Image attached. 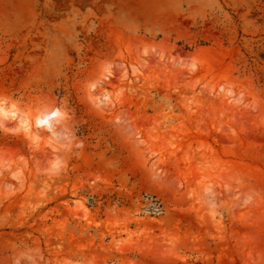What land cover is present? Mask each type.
<instances>
[{"label": "clouds", "instance_id": "1", "mask_svg": "<svg viewBox=\"0 0 264 264\" xmlns=\"http://www.w3.org/2000/svg\"><path fill=\"white\" fill-rule=\"evenodd\" d=\"M234 2L91 0L103 40L75 60L71 15L0 24V64L33 30L45 41L0 83V138L24 149L0 145V264H264V82L232 38L202 34L230 32ZM69 190L67 215L37 227ZM97 194L118 198L101 212Z\"/></svg>", "mask_w": 264, "mask_h": 264}, {"label": "rangeland", "instance_id": "2", "mask_svg": "<svg viewBox=\"0 0 264 264\" xmlns=\"http://www.w3.org/2000/svg\"><path fill=\"white\" fill-rule=\"evenodd\" d=\"M89 7H95L91 4V0H50L47 8L44 7V0H40L39 4H36L35 0H0V24H3L5 27L16 26L20 21H27L32 13L39 12L38 22L39 20H43L44 24L50 27L63 20L65 16L71 15L74 31L65 39L64 44L68 53L75 60L77 58L78 45L83 44L99 48L103 40V35L97 29L96 23L88 17L86 9ZM229 13L232 17L231 24L229 25L230 32L221 34L220 31L214 29L209 24L205 26L202 34L207 35L210 39L219 38L224 41L225 45L228 44L229 38H232L235 47H239L244 55L247 56L249 68L260 77L261 82H264V71L260 67L264 65V0H248L247 3L235 0L229 9ZM245 28L248 29L247 32L244 31ZM246 42L248 43V47H245ZM44 43V38L33 30L32 33H29L27 41L12 47L6 53L7 59L3 64H0V83L9 87H15L24 77L25 73L33 67L29 57H39L42 55V50L35 46L43 45ZM249 47L252 49L251 53L248 50ZM73 103H75L74 98ZM77 107L80 111L83 110L79 106ZM0 145L20 148L21 151H24L20 141L16 138H0ZM75 163L78 167L72 174L73 176L90 170L89 166L85 165L83 161H75ZM90 164L92 167L96 166L94 161H90ZM82 194L86 195L87 190H83ZM141 195L147 205V210L155 214V206L159 204V200L147 190L143 191ZM117 198L116 194L107 196L97 194L90 196L89 205L99 207L102 212L106 204L115 201ZM65 199H71L70 190L62 195L58 194L53 201L40 209L37 215L48 212L49 219L45 222H38L37 227L43 226V223L51 224L52 220H58L67 215V211L61 203ZM149 201L151 203H148ZM180 219L185 228L194 226L191 216L185 215L180 217ZM68 228L77 232L80 230L77 227L76 221H72L68 225ZM56 242L53 241V243Z\"/></svg>", "mask_w": 264, "mask_h": 264}]
</instances>
